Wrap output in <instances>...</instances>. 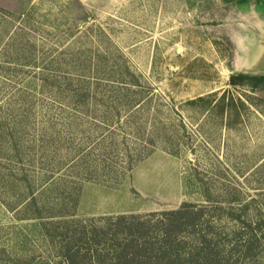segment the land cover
<instances>
[{
	"label": "rangeland",
	"instance_id": "rangeland-1",
	"mask_svg": "<svg viewBox=\"0 0 264 264\" xmlns=\"http://www.w3.org/2000/svg\"><path fill=\"white\" fill-rule=\"evenodd\" d=\"M253 70L264 0H0V264L62 262L38 211L76 227L85 182L119 188L159 150L190 177L181 201L129 213L233 207L252 222L234 258L264 264V79L237 76Z\"/></svg>",
	"mask_w": 264,
	"mask_h": 264
},
{
	"label": "trees",
	"instance_id": "trees-1",
	"mask_svg": "<svg viewBox=\"0 0 264 264\" xmlns=\"http://www.w3.org/2000/svg\"><path fill=\"white\" fill-rule=\"evenodd\" d=\"M247 74L264 79V75L250 72L237 76ZM188 180L189 175L183 173V186ZM236 199L233 197L227 202L234 204ZM187 207L185 203L181 209L168 212L169 217L155 223L151 220L155 215L141 213L71 215L68 219L77 224L73 228L67 220L63 225L59 221L53 226L52 221L45 219L49 216L41 215L40 210L32 230L39 231L45 239L57 238L56 256L62 262L56 264H239L240 256L234 258L233 255L241 250V243L246 245L250 240L246 234L252 227L244 213L234 212L233 207L226 210L215 206L210 209L213 215L208 213L211 221V218L202 219L203 206L195 216H190ZM223 216L232 223L240 222V227L227 232L221 230L217 223ZM32 260L27 264H33Z\"/></svg>",
	"mask_w": 264,
	"mask_h": 264
},
{
	"label": "crops",
	"instance_id": "crops-1",
	"mask_svg": "<svg viewBox=\"0 0 264 264\" xmlns=\"http://www.w3.org/2000/svg\"><path fill=\"white\" fill-rule=\"evenodd\" d=\"M161 162L171 163L173 167L170 175L158 178L156 173H159ZM182 176L181 159L165 151H155L133 168L130 181L119 188L85 182L77 213L92 216L137 212L154 209L161 204L175 206L182 197Z\"/></svg>",
	"mask_w": 264,
	"mask_h": 264
},
{
	"label": "water",
	"instance_id": "water-1",
	"mask_svg": "<svg viewBox=\"0 0 264 264\" xmlns=\"http://www.w3.org/2000/svg\"><path fill=\"white\" fill-rule=\"evenodd\" d=\"M243 72H250V73L264 75V70H253V71H243Z\"/></svg>",
	"mask_w": 264,
	"mask_h": 264
}]
</instances>
